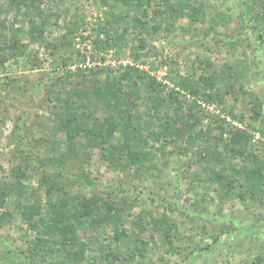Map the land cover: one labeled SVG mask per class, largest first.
Segmentation results:
<instances>
[{
	"label": "rangeland",
	"instance_id": "obj_1",
	"mask_svg": "<svg viewBox=\"0 0 264 264\" xmlns=\"http://www.w3.org/2000/svg\"><path fill=\"white\" fill-rule=\"evenodd\" d=\"M0 264H264V0H0Z\"/></svg>",
	"mask_w": 264,
	"mask_h": 264
},
{
	"label": "trees",
	"instance_id": "obj_2",
	"mask_svg": "<svg viewBox=\"0 0 264 264\" xmlns=\"http://www.w3.org/2000/svg\"><path fill=\"white\" fill-rule=\"evenodd\" d=\"M122 1L126 2V1H128V0H119V2H122ZM8 3H10V6H11L15 11H19V8H18V7L20 6V4H18V3H16V2H12V1H10V2H8ZM58 212H59V210H58ZM56 215L60 216L59 214H56ZM56 215H54V217L52 218V220H53V224H54V225L57 224V223L54 221L55 218L57 217Z\"/></svg>",
	"mask_w": 264,
	"mask_h": 264
}]
</instances>
